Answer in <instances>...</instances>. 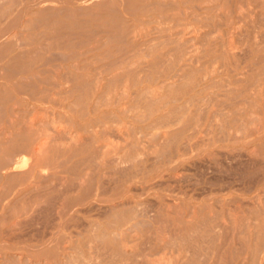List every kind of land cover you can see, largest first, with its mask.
<instances>
[{"label": "rangeland", "instance_id": "374dc122", "mask_svg": "<svg viewBox=\"0 0 264 264\" xmlns=\"http://www.w3.org/2000/svg\"><path fill=\"white\" fill-rule=\"evenodd\" d=\"M32 1L0 0V264H264V0Z\"/></svg>", "mask_w": 264, "mask_h": 264}, {"label": "bare ground", "instance_id": "6f19581e", "mask_svg": "<svg viewBox=\"0 0 264 264\" xmlns=\"http://www.w3.org/2000/svg\"><path fill=\"white\" fill-rule=\"evenodd\" d=\"M6 2L8 3V0H6ZM51 2H53V0H33L32 2H31V4H29V11H27V12H25L26 14H29V12H30V15H31V17H30V20H31V22L33 21V20H35L36 18H35V16L37 15L35 12H40L39 10H41V11H44L46 8H48L47 6H44V4L43 3H46V4H48V6H49V4L51 3ZM4 3V2H3ZM3 3H1V4H3ZM0 4V5H1ZM5 4V3H4ZM12 5V4H11ZM10 5V6H11ZM1 8H2V6H1ZM0 8V9H1ZM6 8H8V10L10 9L9 7H6ZM6 8H4V10L6 9ZM6 12H7V10H5ZM6 12H1V13H3L4 15H5V13ZM3 14H1L2 16H4ZM8 14V13H7ZM6 14V15H7ZM0 15V17H2ZM5 15V16H6ZM35 18V19H34ZM20 22V20H19V18L17 17H15V18H11L10 19V21L8 20V22L7 23H5L4 25H1V27H0V44L1 45H7V44H10V42H11V40L13 39V38H15L16 36H17V33H11V32H8L9 30H8V28L10 29L11 27H13L14 25H16V24H18ZM24 23V22H23ZM20 24H22V23H20ZM20 27V26H19ZM21 28V27H20ZM19 29V28H18ZM11 33V34H10ZM164 84V83H163ZM54 85H55V83H54ZM57 86V85H56ZM165 86H166V84H165ZM171 85H167V87L169 88ZM40 92V91H39ZM179 130V129H178ZM165 141V140H164ZM37 144L38 145H36V146H34V147H32L31 148V151H32V153H35V154H40V152L42 151V149H43V147H44V144L45 143H43V142H37ZM99 146V145H98ZM98 146H96V147H98ZM99 149H100V147H99ZM97 150V149H96ZM98 153V152H97ZM14 155H17V154H11V153H4V155H3V157H2V159L0 160V171L1 170H6V172H5V178H8L9 180L11 179V177H13V174L11 173V172H14V171H17V166H18V159L16 158V156H14ZM2 172H0V174H1ZM1 176V175H0ZM15 178V177H14ZM12 180V179H11ZM6 211H7V209H6ZM5 213H7V212H5ZM3 215H5V214H3ZM6 216V215H5ZM4 216V217H5ZM118 253L119 254H122V255H126V254H128L127 253V251H124L122 248H120V250L118 251ZM67 254H64V257L66 256ZM238 256V255H237ZM236 256V257H237ZM245 257V256H244ZM244 257H243V259H244ZM248 257V256H247ZM250 260H251V258L250 257H248ZM243 259H242V261H243ZM245 259H246V257H245ZM241 261V262H242Z\"/></svg>", "mask_w": 264, "mask_h": 264}]
</instances>
